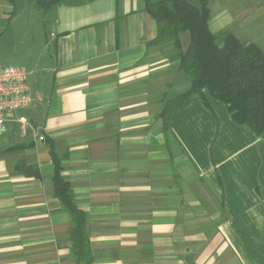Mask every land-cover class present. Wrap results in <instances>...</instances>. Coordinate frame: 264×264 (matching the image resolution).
Listing matches in <instances>:
<instances>
[{"label":"crops","instance_id":"obj_1","mask_svg":"<svg viewBox=\"0 0 264 264\" xmlns=\"http://www.w3.org/2000/svg\"><path fill=\"white\" fill-rule=\"evenodd\" d=\"M208 4L213 33L264 51V0ZM17 6L0 1V51L28 63L33 104L0 136V264H77L49 141L87 214L91 264H264V136L207 90L165 130L164 100L191 81L170 42L150 44L158 27L144 1ZM180 38L187 49L189 33Z\"/></svg>","mask_w":264,"mask_h":264},{"label":"trees","instance_id":"obj_2","mask_svg":"<svg viewBox=\"0 0 264 264\" xmlns=\"http://www.w3.org/2000/svg\"><path fill=\"white\" fill-rule=\"evenodd\" d=\"M1 1V0H0ZM15 6L20 0H6ZM47 10L60 0H27ZM145 9L157 23V36L150 44L170 42L175 49L179 67L190 78L188 90L165 99L159 118L167 129L172 110L187 104L193 94L202 96L205 90L229 105L233 119L247 125L255 134L264 136V51L255 43H244L231 33H213L209 26V0H143ZM188 32L190 42L183 49L180 34ZM222 37V43L219 39ZM51 145L55 162L54 195L72 215V252L77 264H91V250L87 236V214L75 202L71 184L61 175V163ZM17 171L39 176L36 166L23 162Z\"/></svg>","mask_w":264,"mask_h":264},{"label":"built area","instance_id":"obj_3","mask_svg":"<svg viewBox=\"0 0 264 264\" xmlns=\"http://www.w3.org/2000/svg\"><path fill=\"white\" fill-rule=\"evenodd\" d=\"M33 97L28 85V72L23 66L5 64L0 59V136L8 131V123L15 112L30 108ZM23 135H27L29 123L18 119Z\"/></svg>","mask_w":264,"mask_h":264},{"label":"rangeland","instance_id":"obj_4","mask_svg":"<svg viewBox=\"0 0 264 264\" xmlns=\"http://www.w3.org/2000/svg\"><path fill=\"white\" fill-rule=\"evenodd\" d=\"M8 50L7 49H5V52H1L2 53V55H3V62L5 63V64H11V65H20V66H26L27 68H29L28 67V63L26 62V60L23 58V57H18L17 56V54H13V49H10L8 52H7ZM18 112H15V114L14 115H16ZM173 144H171V152L172 151H174L173 150V146H172ZM171 164H172V166H171V168H174V169H176V167H180L181 168V165H177V163H176V161H172L171 162ZM189 170H190V168H188Z\"/></svg>","mask_w":264,"mask_h":264}]
</instances>
